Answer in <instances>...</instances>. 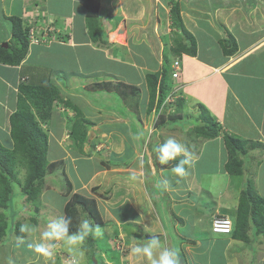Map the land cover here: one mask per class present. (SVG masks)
Returning <instances> with one entry per match:
<instances>
[{"label":"crops","instance_id":"obj_1","mask_svg":"<svg viewBox=\"0 0 264 264\" xmlns=\"http://www.w3.org/2000/svg\"><path fill=\"white\" fill-rule=\"evenodd\" d=\"M174 2L180 6L185 28L194 37L195 54L184 49L189 39L177 30V47L182 54L174 55ZM87 3L98 8L102 26L98 38L90 32ZM34 15L42 21L37 32L40 41L29 44L19 65L0 60V139L12 147L11 115L18 108L19 97L23 95L32 104L29 100L35 92L27 96L21 87L54 85L61 100L52 95L56 104L48 123H42L49 130L48 159H65L72 192L97 199L103 220L108 222L101 227L103 235L93 238L91 250L96 259H102L100 264H148L145 258L134 255L131 247L151 235L159 236L161 242L163 238L169 247L179 248L184 260L180 264H214L212 257L206 256L220 241L219 234L211 231L212 219L237 216L245 185L243 173L227 170L226 135L248 143L244 161L250 155L264 157V0H0V46L15 41L14 17L28 28V19ZM51 24L57 29L49 30ZM229 33L238 46L233 55H226L221 45ZM174 56H180L181 70L177 78L168 73L167 95L176 97L166 105H175L180 98L181 120L199 116L200 104L207 106L212 126L203 130V136L189 132L186 125L169 127L155 122L152 126L147 73H162L168 59L172 73ZM162 77L160 83L164 82ZM102 82H124L140 88L137 114L148 113L145 128L136 117L133 121L137 127L129 119L126 112L132 108L115 91L93 86ZM111 98L121 99L120 104H109ZM174 110L168 108L167 114ZM78 117L91 121L87 137L94 142L93 147L103 144L104 137L113 138L109 161L97 164L86 153L64 145ZM213 128L217 131L214 136L208 133ZM169 137L186 144L193 154L194 162L185 165L183 177L171 172L177 159L160 165L154 151ZM82 148L83 152L89 149L86 144ZM165 180L166 185L162 183ZM51 183L41 196L42 210L49 215L45 221L65 216L69 199L63 194V185ZM155 187L159 196L168 194L169 211H163L166 204H156ZM227 236L221 239L226 253L218 263L246 262L237 252L249 242L233 233ZM14 243L7 247L9 261L0 258V264H39V253L34 251L29 235L24 243ZM54 243L62 250L66 248L63 242ZM2 253L0 247V257ZM110 253H117L116 258H110Z\"/></svg>","mask_w":264,"mask_h":264},{"label":"trees","instance_id":"obj_2","mask_svg":"<svg viewBox=\"0 0 264 264\" xmlns=\"http://www.w3.org/2000/svg\"><path fill=\"white\" fill-rule=\"evenodd\" d=\"M87 5L90 32L94 38H98L102 31L101 21L97 18L98 8L95 5L93 6L92 3H87ZM172 12L175 17L174 26L181 30V36L189 39L188 45H183L184 49L188 53L195 54L197 52L196 43L192 34L188 32L183 24L178 3L173 6ZM13 35L15 37L13 44H9L8 47L0 46V60L7 64L19 65L26 56L30 44L28 29L24 27L19 17L13 18ZM178 43L179 41L176 39L173 50L175 54L181 55V49L176 46ZM221 45L226 55H233L238 50L236 39L231 33L221 41ZM166 61L162 73H147L150 94L149 114L155 106L157 94L159 93L160 95V103L168 94L166 88L167 86L169 87L170 82H168L167 78L169 77V72L171 76V71L168 70L170 67L169 59ZM161 74H163V83H160L159 80ZM93 86H97L106 91H115L133 110H138V100L140 97V88L138 86L129 85L124 82H102L93 84ZM21 88L26 95L32 91L35 94L29 100L32 102L33 109L30 102L21 95L18 100V108L11 115V136L14 141L12 147L8 143L4 144L0 142V247L2 250L17 241L18 237L25 238L28 236V233L20 231L22 225L29 224L41 228L47 223L44 219H47L49 215L47 216V213L42 210L43 202L41 195L48 187L47 176L50 173L54 174L57 166H64L65 163V160L62 159L55 162L48 160L49 135L48 131L42 126V123H46L50 119L52 109L56 104L53 99L54 96L52 95L55 94V97L61 100L59 89L52 84L37 88L32 85L22 86ZM180 103V98L178 103H176L177 105L169 103L167 108L174 107L175 110L168 114L167 111L165 113L162 112L159 120L156 121L157 125L169 127L174 126V124H180L181 127L186 125L189 127V132L199 133L203 136V130L206 132L212 126V119L209 117L210 110L204 104H200L201 114L198 117H193L195 120L192 117L187 120H181L183 116L179 108ZM66 104H68V101H66ZM90 122L88 118L78 117L72 123L73 127L70 131V139L77 145L78 148L76 150L78 152L83 153L82 147L88 139L87 130ZM213 126L215 125L213 124ZM208 133L214 136L217 131L213 128ZM225 140L229 153L226 165L227 170L231 174H242L245 162L243 157L248 151L246 142L229 134L226 135ZM178 161L179 157L174 161L175 164ZM171 162L173 163V161L169 163ZM18 166L27 169V176L21 186L17 184L19 182ZM48 167H50V172L47 170ZM63 175L66 179L63 194L70 195L65 206V216L70 217L72 220V224L69 227L70 232L76 231L80 221L85 219L86 215H88V219L93 225L102 226L104 220L98 207L97 199L78 192L71 193L73 189L72 182L66 172ZM16 187L23 194L22 203L31 204V209L25 210L15 207L14 198L16 197L14 195ZM158 190L157 188L156 191ZM167 195L165 194L166 198L168 197ZM233 234L246 242L253 241L252 237L255 238V236L260 237V235H264V196L256 195L248 184L244 185L240 197L237 216L234 217ZM90 235L88 242L92 241ZM9 257L8 255L5 258L4 252L0 258L9 261ZM1 263L9 264L10 262Z\"/></svg>","mask_w":264,"mask_h":264},{"label":"rangeland","instance_id":"obj_3","mask_svg":"<svg viewBox=\"0 0 264 264\" xmlns=\"http://www.w3.org/2000/svg\"><path fill=\"white\" fill-rule=\"evenodd\" d=\"M174 5H175V2H174ZM30 18L34 19L36 17L34 15V16H30ZM36 20L38 22L41 21V19H39V17L36 18ZM31 22H32V20L28 19L27 26H29ZM41 22L38 23L39 26H40ZM23 25L25 27V24H23ZM50 28L57 29V25H52L51 24ZM173 28L175 29L174 35L177 34L175 36V39H174L176 41L177 36L179 35L177 30L179 31V29L176 28V26H174ZM183 35H184V33H183ZM178 41L180 42V40H178ZM168 70H169V68H168ZM186 83H188V81H186ZM169 86H170V83H169ZM180 87L181 86H179V88ZM183 88H185V86ZM140 98H141V96L139 97V100H140ZM120 100L121 99H117V98H113L112 99L111 98V100L109 101V104H111L113 106L116 103L120 104ZM139 100H138V104H139ZM143 106H144V104L140 105V107H143ZM167 106L168 105H165L163 109L159 108V112L160 113H159V117H158L157 121L159 120L160 115L162 114V112L165 113L167 111V109H168ZM155 107H158V105L156 104ZM118 109H122V108L119 107ZM137 111L136 110L134 111V110L129 108V111H127L126 113L129 115V119L134 123V125L136 127L138 126V124H137V122L133 121V120H135V117L137 118V120H139L138 123L142 124L143 127L145 128L146 123L149 120L148 119V113L145 114V116H143L142 114H144L145 111L142 114L138 113L139 115L137 114ZM202 112H203V110H202ZM193 120H195V119H193ZM70 122H71V119H70ZM148 125H150V124L148 123ZM42 126H43V124H42ZM187 128H189V127H187ZM47 131L49 132V130H47ZM65 140L66 141H65L64 145L68 146L67 147L68 149L71 148V146H73V148H75V149L78 148L77 145L74 144V141L72 139H70V137H67V139H65ZM150 140L152 141V138L150 139L148 137V141L149 142H151ZM0 142L4 143V144L7 143V142L3 141L2 139H0ZM102 142H103V144H101L100 146H97V148L93 147L94 146V142L92 140L87 139L84 142L87 145V148H89V149H87L86 152H83V154L85 155V153H86V155L88 157H91L92 161H95V159H96L98 161L97 164H99V163L103 164L104 161H102V160H105V159L108 160L109 157H111L112 150H114V149L111 150V148H113V147L110 146V143L113 142V138L108 139L107 137H104V140ZM69 145H70V147H69ZM246 145L248 146V143H246ZM262 148L263 147H261L260 149H262ZM248 158H249V160L244 162V167H243V174L245 175V184H248L249 186H251V189L253 190V192L256 195H259V194L264 195V170L261 169L262 167H264V157H261V156L254 157V156L250 155V157L248 156ZM58 160H61V159H58ZM62 160H65V159H62ZM63 167H64V169H63ZM18 170H19L18 171L19 172V174H18L19 182L17 184L21 186V184H23V182L25 181V178L27 176V169L24 168V167H19L18 166ZM47 170L50 172V167H48ZM55 170L56 171L54 172V174L50 173L49 176L47 177V183H50L52 181L51 184H53L55 182V183H59L60 185H63V187H65L66 186V181H65L66 179H65L63 173L66 172V174H67V171H66V160H65L64 166L63 165L57 166V168ZM158 181L159 180L156 178L157 185H158ZM20 186H18V187L20 188ZM18 187H16L15 195H14V197H16V198H14L15 207L16 208L19 207V208L25 209V210L31 209V204L22 203L23 194L19 191ZM159 188H160V190L161 189L163 190V188L160 185H159ZM246 188L248 189L247 186H246ZM155 189H156V187H155ZM99 190L101 191L100 188H99ZM156 194L158 195V197L156 198V204H158V207H162V206L164 207V205L166 204L165 207L163 208V211H165V210L169 211V209H168V206H169V203H170L169 197H167V198L165 197V192L162 193V196H159V190L157 191ZM230 217L233 218L234 215H231ZM86 218L87 219L89 218L88 215H86ZM105 218H107L106 215H105L104 219ZM164 221H165V226L168 227V222L169 221L166 218V215H165ZM107 223H108L107 221H104V223H103V225L101 227H103V226L106 227L108 225ZM41 228H42L41 230H43L44 228H46V226L41 227ZM250 234H251V232H250ZM226 235L227 234H219V235H217V236H219L218 239L220 241L215 243L212 246L211 250L206 255V256H211L212 257L214 264H219L218 262L222 261V255L224 253H226V251L224 249L225 243L221 240L222 238H228L229 237V236L226 237ZM90 236H91L92 241L88 242V238H87L85 240V243H84V246H83L84 251H85V253L87 255L85 256V259L83 258V260L81 261V264H100V262H102V259L101 258L96 259L95 258V254L91 250V249H93V245H94L95 242H93V238L94 237L92 235H90ZM139 242H141V241L139 240ZM176 242H178V240H176ZM58 243L61 244L62 242H58ZM162 243L166 244V241L163 238H162ZM64 246L66 248H64L62 250L60 248L61 246L58 247L56 245V247H55V249L53 251V255H52L51 258H47V257H44L43 255L39 254L38 257H37V259L40 260L39 264H61L62 262L64 264H72V254L68 251L67 246L66 245H64ZM243 246H244V249H242V250L239 249L238 252H237V255H238V258L241 257L242 260L246 261V262H237V264H264V235H260V237L255 236L254 241H251L248 244L244 243ZM178 250H179V248H178ZM232 251H234V248L232 249ZM4 252H5V258H6V256L9 255V250H8L7 247L4 248ZM121 252L125 255L124 249ZM179 253H180L179 254L180 262H184V260L181 258L182 255H181L180 250H179ZM229 253L233 254V252H231V251ZM116 254L117 253H110V258L111 257H115ZM87 257L89 259L86 260ZM235 257H237V256H235ZM104 262H109V261L106 260ZM221 263L224 264L225 262H221ZM24 264H30V262H24Z\"/></svg>","mask_w":264,"mask_h":264},{"label":"clouds","instance_id":"obj_4","mask_svg":"<svg viewBox=\"0 0 264 264\" xmlns=\"http://www.w3.org/2000/svg\"><path fill=\"white\" fill-rule=\"evenodd\" d=\"M38 23L39 22L37 21V26L39 27ZM27 29H28V38H29V26ZM29 42L31 44L30 38H29ZM174 55L176 54L174 53ZM175 59L180 60V56L175 57L174 60ZM174 60H172V66H171L172 76L174 71L173 68ZM157 95L159 97L156 96L155 105L157 104L158 108H161V106L164 108V106L168 102L170 101L173 102L176 97V95L174 94H170L169 96L166 95V97L160 103V95L159 94ZM154 151L157 155V159L160 165H166L170 161L176 160L177 157H182V159H180L171 168V172L179 177H183L186 175L185 165H191L194 162L193 154L186 146V144L182 143L181 141L177 140L174 137H169L163 143L158 144L155 147ZM47 158H48V152H47ZM50 162H55V161H50ZM162 183L166 185L167 181L166 180L162 181ZM47 186H50L49 183H47ZM71 193L73 192L71 191ZM71 224H72V220L70 217L61 215L59 217L49 219L47 221L46 228H44L43 230H41V228L35 225L24 224L21 226L20 231L28 233L29 238L32 241V245H34V251L36 253L42 254L44 257L51 258L53 255V251L56 247V244L54 242H63V244L67 246L68 251L72 254V264H81V261L83 260L85 254L83 248L85 240L89 237L90 234L94 238L101 237L103 235V231L100 225H93L90 222V220L87 218L82 219L80 221L76 231L70 232L69 227ZM233 230H234V221H233ZM211 231L213 232L212 227H211ZM215 234H221V233H215ZM17 239H18V243H24L23 237H18ZM131 252L136 256H141L145 258L148 261V264H180L179 250L176 249L175 247H169L166 244H162L159 236L157 235H151V237L146 239L145 242L142 244L139 243L135 244L134 246L131 247Z\"/></svg>","mask_w":264,"mask_h":264},{"label":"built area","instance_id":"obj_5","mask_svg":"<svg viewBox=\"0 0 264 264\" xmlns=\"http://www.w3.org/2000/svg\"><path fill=\"white\" fill-rule=\"evenodd\" d=\"M32 22L29 25V38L31 43H37L39 42L40 38H38L39 36L37 35V32L39 33L38 30V26H37V20L36 18L31 19ZM49 30H53L52 28H49ZM173 77L177 78L179 76V72L181 70V62L179 59H175L173 61ZM169 99V98H168ZM161 108H163L161 106ZM159 108L155 107L153 109V125L155 124V122L157 121L158 117H159ZM211 227L213 232L215 233H221V234H230L232 233L233 230V221L229 216H214L211 222Z\"/></svg>","mask_w":264,"mask_h":264},{"label":"water","instance_id":"obj_6","mask_svg":"<svg viewBox=\"0 0 264 264\" xmlns=\"http://www.w3.org/2000/svg\"><path fill=\"white\" fill-rule=\"evenodd\" d=\"M4 46H5V47H7V46H8V44H7V43H5V44H4ZM181 264H187V263H181Z\"/></svg>","mask_w":264,"mask_h":264}]
</instances>
